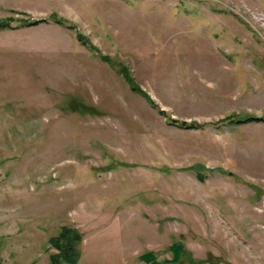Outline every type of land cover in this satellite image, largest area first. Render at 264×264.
Returning a JSON list of instances; mask_svg holds the SVG:
<instances>
[{"label": "rangeland", "instance_id": "1", "mask_svg": "<svg viewBox=\"0 0 264 264\" xmlns=\"http://www.w3.org/2000/svg\"><path fill=\"white\" fill-rule=\"evenodd\" d=\"M8 16L2 264H49L62 225L81 233L64 264H264V121L168 123L264 117V0H0Z\"/></svg>", "mask_w": 264, "mask_h": 264}, {"label": "trees", "instance_id": "2", "mask_svg": "<svg viewBox=\"0 0 264 264\" xmlns=\"http://www.w3.org/2000/svg\"><path fill=\"white\" fill-rule=\"evenodd\" d=\"M50 19L52 22H55L58 25H61L63 27H70L71 29H74V25L71 23H67L66 20L62 19L59 17L56 13H53L50 15ZM11 16H8L5 20H0V29H8L12 27V22L15 21ZM37 23V20H34L32 22L28 20L22 21L23 25H28V24H35ZM77 39L84 45H87L90 47L92 50L93 55H95L99 60L105 62L108 64L110 68H112L118 75L121 76V78L124 80V82L127 83L128 87L130 90L133 92L141 95L147 103L155 108H158V106L150 99V97L140 88H138L134 83L132 78L130 77L129 73L121 67V65H117L115 61L111 60L108 56L102 55L95 47H93L91 44L87 43L85 38L80 34L77 33L76 35ZM81 101V100H80ZM85 103V102H84ZM83 101L79 102L77 107L75 106L71 107L74 110L77 109H82L84 112L85 110L89 109L92 110V108H97L89 104H84ZM73 104V103H71ZM158 112L161 114L165 115L166 113L163 110L157 109ZM252 121H264V117H257L255 115H238L236 113L230 114L220 120L217 121H212L209 123H202L199 124L196 121H180L176 119H169L168 123L176 125L178 127H183V128H196L200 125L203 124H209L212 126H220V125H226V126H233V125H238V124H244L247 122H252ZM195 170L196 177L201 181L203 179V170L202 167H197L194 166L192 168ZM80 232L72 227H69L67 225H62L59 229L58 234L55 236L50 237V245L55 249L54 253L49 254V264H64V263H72L74 262V259L78 257V250L76 249V245L79 242L81 236ZM0 264H2L0 260Z\"/></svg>", "mask_w": 264, "mask_h": 264}]
</instances>
